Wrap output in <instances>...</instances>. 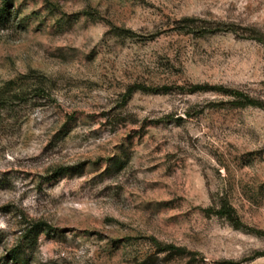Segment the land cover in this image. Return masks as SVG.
<instances>
[{"label": "rangeland", "instance_id": "rangeland-1", "mask_svg": "<svg viewBox=\"0 0 264 264\" xmlns=\"http://www.w3.org/2000/svg\"><path fill=\"white\" fill-rule=\"evenodd\" d=\"M11 1L0 264H264V0Z\"/></svg>", "mask_w": 264, "mask_h": 264}, {"label": "trees", "instance_id": "trees-1", "mask_svg": "<svg viewBox=\"0 0 264 264\" xmlns=\"http://www.w3.org/2000/svg\"><path fill=\"white\" fill-rule=\"evenodd\" d=\"M11 0H4L3 4L0 7V22L8 21V19L11 16ZM145 88V87H143ZM204 89H215L225 92L226 94L235 96L236 98H239L243 104H251V105H258L264 109V103L252 98L251 96L247 95L241 90L238 89H232V88H226L222 86H209V85H194L190 88V91H198V90H204ZM1 100L3 102H6L8 100V97L5 96L4 92L0 95ZM21 93L16 92L13 97L10 98V100H13L20 97ZM216 214L225 217L227 220H229L236 228H240L243 226L242 221L237 216V213L235 209L229 205L228 203L223 204L219 209H217ZM259 233H262L261 231H256ZM156 244H159V246H162L163 249L166 250H176V251H184L185 249L178 247L174 244H165L162 245L160 242L156 241Z\"/></svg>", "mask_w": 264, "mask_h": 264}]
</instances>
